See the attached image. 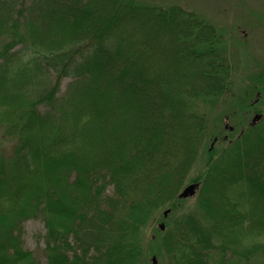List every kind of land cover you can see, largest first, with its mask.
I'll use <instances>...</instances> for the list:
<instances>
[{"label":"trees","instance_id":"1","mask_svg":"<svg viewBox=\"0 0 264 264\" xmlns=\"http://www.w3.org/2000/svg\"><path fill=\"white\" fill-rule=\"evenodd\" d=\"M222 42L179 6L0 0V264H35L28 219L44 224L47 264H144L140 229L179 208L199 154L202 214L162 217L164 264H264V116L205 148L198 105L233 90Z\"/></svg>","mask_w":264,"mask_h":264},{"label":"rangeland","instance_id":"2","mask_svg":"<svg viewBox=\"0 0 264 264\" xmlns=\"http://www.w3.org/2000/svg\"><path fill=\"white\" fill-rule=\"evenodd\" d=\"M135 2L163 9L179 6L199 15L206 23L213 25L218 34L223 36L221 50L233 66V90L229 92L228 96H224L223 102H217L213 107H208L203 101L198 105L199 110L208 112L211 132L208 134L209 141L205 147L207 150L211 149L216 137L221 139L227 136L234 139L242 129L252 124L256 114L264 116V0H135ZM104 10L107 9L102 11ZM139 30L138 34L144 33L145 37L149 38V43L151 41L155 43L160 39V37L156 38L153 33L150 34L146 25ZM146 30L148 31L146 32ZM164 40L168 41V37ZM167 45H169L168 42ZM170 49L169 47L165 49L159 47L157 55L162 58L161 52L168 54ZM167 56L162 59L164 60L163 65H167L170 60ZM67 81L65 79L61 83V92L65 89ZM227 112L236 114L226 118ZM235 118L241 121V125L232 128ZM222 146L223 144L218 141L217 148ZM204 158V154H199L189 172L185 186L194 184V182H188L194 181L199 174H202ZM185 186L183 187L185 188ZM112 190L110 186L107 194L112 193ZM197 197L198 195L185 199L179 203V208L175 207L172 212L170 207L173 202L164 204V207L154 211L149 223L141 227L138 241H141L142 244L144 264H152V257H155L156 264L165 263L162 255L159 254L157 234H155L159 231V224H163L161 220L164 211L169 210L165 216L167 227H171L175 218L186 215L199 218L202 212L197 206ZM163 229L165 230V226ZM44 233V224L39 219H28L23 223V246L26 251L32 253L35 264H47L46 256H44L45 245L42 240ZM153 234H155V239L152 237ZM262 235L261 240L264 241V234ZM156 253L158 254L156 255ZM211 257L215 258L213 255Z\"/></svg>","mask_w":264,"mask_h":264},{"label":"water","instance_id":"3","mask_svg":"<svg viewBox=\"0 0 264 264\" xmlns=\"http://www.w3.org/2000/svg\"><path fill=\"white\" fill-rule=\"evenodd\" d=\"M253 118L254 119L252 120V124H255L257 121H259L261 119L259 114H256ZM197 188H198V185L196 183L195 184H188L187 186H185V188H183L180 191V193L177 196L181 200H185L187 198L195 197ZM168 212H169V210L164 211V213H163L164 218L168 214ZM158 227H159V229L164 230L163 224H159ZM151 261H152V264H156L155 257H152Z\"/></svg>","mask_w":264,"mask_h":264}]
</instances>
